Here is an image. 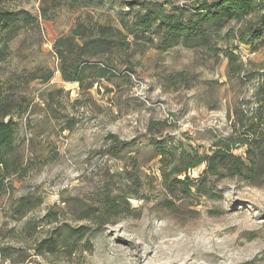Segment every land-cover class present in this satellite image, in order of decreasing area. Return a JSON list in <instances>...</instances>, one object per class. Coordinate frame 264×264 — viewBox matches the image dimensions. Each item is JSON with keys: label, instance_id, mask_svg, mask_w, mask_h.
<instances>
[{"label": "rangeland", "instance_id": "374dc122", "mask_svg": "<svg viewBox=\"0 0 264 264\" xmlns=\"http://www.w3.org/2000/svg\"><path fill=\"white\" fill-rule=\"evenodd\" d=\"M203 1L216 0H0L35 22L0 60V116L18 131L0 264H264V41L233 35L261 23L264 0L208 45L165 50L133 34L142 6ZM221 141L242 176L177 175L181 148L206 155ZM67 227L88 234L47 248Z\"/></svg>", "mask_w": 264, "mask_h": 264}, {"label": "trees", "instance_id": "16d2710c", "mask_svg": "<svg viewBox=\"0 0 264 264\" xmlns=\"http://www.w3.org/2000/svg\"><path fill=\"white\" fill-rule=\"evenodd\" d=\"M146 9V13L137 15L135 19V31L133 34L139 38L149 36H159L160 44L163 49L173 48V46L183 45L186 47H197L208 45L214 38V34L236 21L243 23L246 18L256 14L259 5L257 0H216L214 2L203 1L198 7L191 10L176 8L172 13L152 6H142ZM258 26L251 25L247 30H240L235 35L243 44L254 45L255 41H264L262 39L264 28V17ZM34 18L27 11L2 12L0 10V60L4 59V53L8 50L11 41L16 38L21 30L26 26L34 25ZM140 35V36H139ZM232 52V51H231ZM228 52L230 59L234 58L233 53ZM67 81H77V78L67 77L63 71ZM261 92L264 94V82L261 85ZM264 97V95H263ZM10 117L8 113L0 116V194L4 191L7 180L10 177L8 166L11 154L15 148V139L17 135V123L14 120L6 118ZM231 141V139H229ZM125 146V145H122ZM123 148V147H122ZM121 152L115 151L114 155ZM165 152V151H164ZM164 155L161 152L160 156ZM180 165L185 167L178 170L177 175L190 172L199 166H205L206 172L216 175L221 168L231 167L238 176H242L246 163L241 156L232 153V149L226 143L221 141L211 154L200 155L196 149L188 151L181 148L173 155ZM236 176V175H235ZM181 184H189L188 181H178ZM188 189H190L188 187ZM108 210H114V205L107 207ZM84 228L71 230L70 228H62L57 236L47 241V248L52 249L57 245H74V241L85 238L88 232H82Z\"/></svg>", "mask_w": 264, "mask_h": 264}]
</instances>
